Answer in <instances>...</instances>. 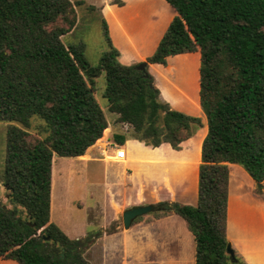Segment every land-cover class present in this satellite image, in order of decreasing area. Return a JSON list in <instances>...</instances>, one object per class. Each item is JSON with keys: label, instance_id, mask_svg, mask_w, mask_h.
Instances as JSON below:
<instances>
[{"label": "trees", "instance_id": "1", "mask_svg": "<svg viewBox=\"0 0 264 264\" xmlns=\"http://www.w3.org/2000/svg\"><path fill=\"white\" fill-rule=\"evenodd\" d=\"M176 15L146 63L165 66L185 53L200 55L198 102L207 121L202 143L196 206L160 202L157 211L174 212L195 239L196 264H247L226 235L229 164L241 166L264 183V0H165ZM122 6L123 1L116 0ZM76 26L70 0H0V122H11L3 183L9 209L0 205V264H90L86 253L101 233L71 239L52 220L55 155L85 157L103 141L109 123L97 96L118 121L133 128L146 146L182 144L204 126L198 116L161 101L148 71L119 61L108 24L102 29L108 50L97 66L86 60L83 45L62 37ZM190 71L192 62L185 63ZM193 76V73L191 74ZM200 98V100H199ZM33 119L44 137H32ZM127 138L115 134L123 146ZM17 207L26 210V219Z\"/></svg>", "mask_w": 264, "mask_h": 264}, {"label": "rangeland", "instance_id": "2", "mask_svg": "<svg viewBox=\"0 0 264 264\" xmlns=\"http://www.w3.org/2000/svg\"><path fill=\"white\" fill-rule=\"evenodd\" d=\"M70 1L75 6L76 26L63 36L62 40L67 45L82 44L88 63L97 66L102 55L108 50L102 29V21L105 18L100 7L105 0ZM143 22L141 38L145 39L147 35L144 28H148L150 21ZM194 56H172L167 60L165 69H157L152 75L156 87L160 90L162 102L168 103L177 111L200 117L205 126L207 121L198 102L194 80L198 79L199 68ZM187 62H192L190 70L193 76L185 67ZM105 88L103 74L97 80L96 96L109 123L110 131L104 141L90 147L85 157L55 155L53 165L54 203L56 198L59 205L53 216L55 219L63 216L65 224L75 231H95L81 238L89 234H102V228L99 226L102 224L107 226L106 230L109 232L114 231L117 226L124 227L123 212L133 205L157 206L160 202L186 204L192 202L198 194L199 134L196 133L195 139H192L189 145L182 146L181 150H174L169 144L153 148L142 142L129 141L126 142V154L123 157L124 152L115 143L114 135H124L130 140L133 138V128L129 124L119 122L118 115L110 112L108 101L103 98ZM11 125L18 124L0 122V205L9 209L14 206L9 202L3 176L7 131ZM42 126V121L33 119L28 131L32 137L42 138L46 134ZM205 132V128H202L200 134ZM117 149V157H108L115 156L114 151ZM84 160L98 162H81ZM104 163L111 164L107 170ZM229 175L227 238L235 253L247 264H264V183L261 190H258L257 184L239 165L229 167ZM127 177L134 178V183L126 180ZM17 208L20 210L19 215L26 219V210Z\"/></svg>", "mask_w": 264, "mask_h": 264}, {"label": "crops", "instance_id": "3", "mask_svg": "<svg viewBox=\"0 0 264 264\" xmlns=\"http://www.w3.org/2000/svg\"><path fill=\"white\" fill-rule=\"evenodd\" d=\"M115 1L116 0H105L100 4V7L108 24L111 41L119 50V61L125 65H136L145 62V60L156 51L161 38L165 34L176 13L165 0H121L123 1L122 6L116 4ZM143 20L150 21L148 28H144L145 35H147L145 39H143V37L141 38L142 26L144 25ZM190 55H195L194 57L197 59L199 67L200 55L198 53H185L176 56L186 57ZM147 69L152 75L153 71L165 69V66L148 63ZM197 75L199 78V68H197ZM205 127L207 128V124ZM207 132L208 128L203 135L200 134L201 129L197 131V134L200 136L198 138L200 164L202 143ZM192 139H195V136L185 141L182 146L189 145ZM129 141L140 142L134 138L126 140V142ZM126 142V145H118L119 149H122L124 152L123 157L126 154ZM142 143L145 145L144 142ZM119 149L114 151L115 156L108 157H117ZM105 160L104 162H107ZM92 161L98 162L94 160H84L81 162L85 163ZM110 165V163H104L105 170H107ZM235 166L238 165L229 164L230 168ZM126 180L131 181L132 184L134 183V178L127 177ZM197 203L198 194L192 202L186 204L196 206ZM134 206L139 205H133L132 207ZM57 209H59V205H57L56 198L54 203L53 177L52 220L54 223L59 225L71 239H80L88 233L95 232L92 230L75 231L69 228V226L65 224V218L63 216L57 219L54 218V211ZM141 218L142 217L136 219L128 229L117 226L114 231L109 232L106 230L107 226L105 224L99 225L100 228H102V234L95 240L86 253L89 263L196 264L194 235L189 230L187 222L180 215L174 212L164 214L156 209L152 213L143 216V219ZM1 264L19 263L14 260H2Z\"/></svg>", "mask_w": 264, "mask_h": 264}, {"label": "water", "instance_id": "4", "mask_svg": "<svg viewBox=\"0 0 264 264\" xmlns=\"http://www.w3.org/2000/svg\"><path fill=\"white\" fill-rule=\"evenodd\" d=\"M146 62L141 63L138 66V69L144 70L147 67ZM157 208L153 204H148V205H139V206H134L131 208L126 209L123 212V225L126 229L130 228L132 223L138 219L139 217H142L144 215H147L153 211H155ZM227 253L232 257L235 258V251L232 248V245L230 244L227 248Z\"/></svg>", "mask_w": 264, "mask_h": 264}, {"label": "bare ground", "instance_id": "5", "mask_svg": "<svg viewBox=\"0 0 264 264\" xmlns=\"http://www.w3.org/2000/svg\"><path fill=\"white\" fill-rule=\"evenodd\" d=\"M104 141V140H103ZM100 143V142H99Z\"/></svg>", "mask_w": 264, "mask_h": 264}]
</instances>
